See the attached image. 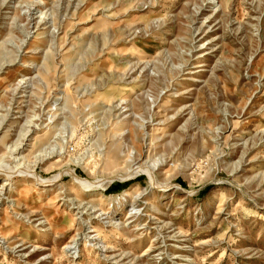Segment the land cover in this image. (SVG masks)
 Wrapping results in <instances>:
<instances>
[{
  "label": "rangeland",
  "instance_id": "374dc122",
  "mask_svg": "<svg viewBox=\"0 0 264 264\" xmlns=\"http://www.w3.org/2000/svg\"><path fill=\"white\" fill-rule=\"evenodd\" d=\"M0 165L100 183L0 173V264H264V0H0Z\"/></svg>",
  "mask_w": 264,
  "mask_h": 264
},
{
  "label": "bare ground",
  "instance_id": "6f19581e",
  "mask_svg": "<svg viewBox=\"0 0 264 264\" xmlns=\"http://www.w3.org/2000/svg\"><path fill=\"white\" fill-rule=\"evenodd\" d=\"M44 2H42L41 4H43ZM192 72V71H191ZM131 138L133 139V142L135 143V135H134V132H132L131 134ZM144 170H147V166L146 164H142L139 166V171H144ZM138 171V170H137ZM147 172H149L147 170ZM151 172V171H150ZM0 173L1 174H4L8 177V179H11L12 177H14L15 175H29V176H32L34 177L40 185H43V186H50V184H54L56 182H58L59 180H61V178L65 175H70L73 179V181L75 182V184H77L82 190H84L85 192H89L92 190L93 186L97 185V184H100L98 181H94V180H89V179H86V178H82L80 177L74 169L72 168H69V169H66L65 171H63L62 173H59L58 175H55L53 177H49V178H42L41 175H39L38 172H36L35 170L33 169H29V168H22L20 166H17L16 168H5L3 167L2 165H0ZM134 174V173H133ZM152 174V173H151ZM118 176L120 177H123V178H129L131 177L130 173H125V174H119ZM10 183H7V182H4L3 181V185L5 186H8ZM52 186V185H51ZM3 187V186H2ZM34 187V186H33ZM24 190H31L32 189V186L29 185V184H26L23 186ZM23 191V190H22ZM33 191V190H32ZM31 193V192H30ZM22 195V194H21ZM131 195V190L128 189L125 191V196H130ZM30 198H35V199H41L39 196H37V194H31L29 196ZM50 213L46 214V216H48ZM53 218V217H52ZM51 218H49L50 220ZM116 224V223H115ZM114 226H118V225H115ZM47 232V231H46ZM40 235H45L46 233H39ZM39 235V236H40ZM44 237V236H43ZM42 237V238H43ZM37 242V241H36Z\"/></svg>",
  "mask_w": 264,
  "mask_h": 264
}]
</instances>
